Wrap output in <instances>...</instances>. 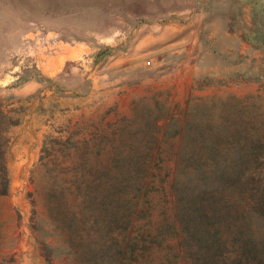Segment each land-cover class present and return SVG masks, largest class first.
Here are the masks:
<instances>
[{"label":"rangeland","instance_id":"obj_1","mask_svg":"<svg viewBox=\"0 0 264 264\" xmlns=\"http://www.w3.org/2000/svg\"><path fill=\"white\" fill-rule=\"evenodd\" d=\"M0 164V264H102L57 226L75 166L262 178L264 0H0Z\"/></svg>","mask_w":264,"mask_h":264},{"label":"trees","instance_id":"obj_2","mask_svg":"<svg viewBox=\"0 0 264 264\" xmlns=\"http://www.w3.org/2000/svg\"><path fill=\"white\" fill-rule=\"evenodd\" d=\"M72 169L75 175L92 173L94 178H65L58 183L70 216L57 226L74 232L75 244L99 263L264 264L262 170L243 177L240 166L219 167L212 174L200 169L184 181L158 167L151 176L165 171L160 179L119 185L108 177L109 168ZM6 179L0 164V196L8 192ZM126 188L135 196L121 205L116 197ZM93 192L100 201L95 207L101 206L108 221L105 233L102 220L85 213Z\"/></svg>","mask_w":264,"mask_h":264}]
</instances>
